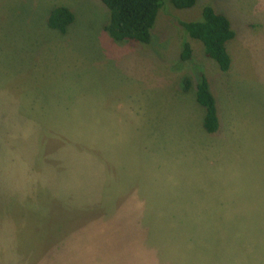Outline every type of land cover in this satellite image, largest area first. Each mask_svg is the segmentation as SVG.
<instances>
[{
  "label": "rangeland",
  "instance_id": "374dc122",
  "mask_svg": "<svg viewBox=\"0 0 264 264\" xmlns=\"http://www.w3.org/2000/svg\"><path fill=\"white\" fill-rule=\"evenodd\" d=\"M206 4L234 33L225 73L188 38L178 59V22ZM56 6L74 16L63 34L45 26ZM106 21L98 0H0V264L63 263L56 251L66 264H264V0L165 3L146 46L112 41ZM192 67L215 134L180 90Z\"/></svg>",
  "mask_w": 264,
  "mask_h": 264
},
{
  "label": "trees",
  "instance_id": "16d2710c",
  "mask_svg": "<svg viewBox=\"0 0 264 264\" xmlns=\"http://www.w3.org/2000/svg\"><path fill=\"white\" fill-rule=\"evenodd\" d=\"M98 1L107 11V21L102 29L112 41L146 46L150 42V32L154 27L158 12L165 3L175 10H186L190 9L196 0ZM73 20L74 16L68 9L56 6L48 11L45 18V26L49 30L63 34L66 28L72 24ZM178 25L181 29V39L178 44V59L180 63L190 61L191 49L189 40H192L198 42L202 46L204 58L214 62L220 72L225 73L228 71L230 58L226 52L225 44L233 39L234 33L226 17L216 13L210 5L206 4L200 10L199 21L178 22ZM192 69L195 72L193 84L190 78L182 77L180 80V90L182 93H187L189 90L192 91L194 102L202 109V131L206 135L215 134L219 128V120L216 115L214 98L208 89V82L201 68L192 67ZM57 233L58 232L53 234V238H63V240H65L68 237L63 233L59 232L61 235H57ZM135 234L137 235V233ZM125 235L126 238L122 237L123 242L134 241L135 237L132 233L125 232ZM51 239L49 238L48 241L50 242ZM49 242L47 243L50 246L63 247V241L57 244H50ZM121 252L123 251L119 250V255ZM44 254L46 255H44L46 260L45 263L66 264V257L61 251H56L50 256L53 257L57 255L64 260L63 263L58 260L49 263V255L45 252ZM120 259H122V257ZM119 260H117V262H119Z\"/></svg>",
  "mask_w": 264,
  "mask_h": 264
},
{
  "label": "crops",
  "instance_id": "0c3cea01",
  "mask_svg": "<svg viewBox=\"0 0 264 264\" xmlns=\"http://www.w3.org/2000/svg\"><path fill=\"white\" fill-rule=\"evenodd\" d=\"M120 223H121V221H119ZM102 227H103V225H101ZM104 226H106V225H104Z\"/></svg>",
  "mask_w": 264,
  "mask_h": 264
}]
</instances>
